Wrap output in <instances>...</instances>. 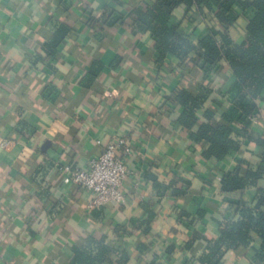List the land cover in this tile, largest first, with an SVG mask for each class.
I'll use <instances>...</instances> for the list:
<instances>
[{
  "label": "crops",
  "instance_id": "crops-1",
  "mask_svg": "<svg viewBox=\"0 0 264 264\" xmlns=\"http://www.w3.org/2000/svg\"><path fill=\"white\" fill-rule=\"evenodd\" d=\"M141 1L0 0V143L11 142L0 148V264H70L72 247L89 237L105 238L129 257L105 264H151L154 255L163 264H200L205 240L219 239L233 209L221 191L223 175L239 161L255 164L257 151L243 146L219 163L203 160V147L177 123L184 108L174 100L178 87L201 82V70L179 66L173 56L160 65L152 37L133 34L128 24L102 33L90 27V17L110 9L126 20ZM184 12L177 10L175 23ZM52 17L73 28L54 58L44 50ZM182 29L195 40L207 33L203 22L192 28L183 21ZM95 63L100 74L86 87ZM227 71L224 90L234 82ZM217 99L223 98L216 92ZM121 136L133 145L126 202L91 208L92 194L55 164L87 168ZM256 195L250 188L243 198L252 203ZM261 245L254 235L250 248L228 252L222 264H257Z\"/></svg>",
  "mask_w": 264,
  "mask_h": 264
},
{
  "label": "trees",
  "instance_id": "trees-1",
  "mask_svg": "<svg viewBox=\"0 0 264 264\" xmlns=\"http://www.w3.org/2000/svg\"><path fill=\"white\" fill-rule=\"evenodd\" d=\"M180 8L185 11L183 21L192 28L198 22L206 24L207 33L203 37L195 40L193 31L182 29L183 21L175 23ZM242 20L244 26L239 23ZM51 22L55 29L44 50L54 58L58 46L73 28L58 17H52ZM89 24L98 33L128 24L133 34L152 37L160 65L173 56L179 66L201 70V82L196 87L181 86L175 90L174 100L184 108L178 125L189 133L191 141L203 147L201 156L205 161L219 163L243 146L256 149L258 160L255 164L239 161L223 175L221 191L233 209L220 223L219 239L205 240V249L196 261L222 264L228 252L250 248L256 235L262 241L256 262L264 264V132L256 129L248 118L259 112V102L264 109V0H142L127 14L126 20L118 10L110 9L101 18L90 17ZM240 29L244 35L239 41ZM95 64V70L83 82L86 87L100 74L102 66ZM223 67L228 68V77L234 78L227 90ZM216 92L222 101L212 100ZM250 188L257 190L252 203L243 198ZM181 216L193 223L186 212ZM203 216L200 211L199 217ZM193 244L194 240L185 249ZM173 248L166 249L168 260ZM71 251L70 264H105L118 254L125 262L129 258L121 247L109 246L105 238L89 237ZM153 258L151 264H163L157 262V255Z\"/></svg>",
  "mask_w": 264,
  "mask_h": 264
},
{
  "label": "built area",
  "instance_id": "built-area-1",
  "mask_svg": "<svg viewBox=\"0 0 264 264\" xmlns=\"http://www.w3.org/2000/svg\"><path fill=\"white\" fill-rule=\"evenodd\" d=\"M259 112L248 118L254 126L263 122L261 106ZM264 128V126H263ZM264 132V129H263ZM11 144L8 140H2L0 148L7 149ZM133 152L130 137L121 136L107 144L100 155L93 159L87 168L81 169L70 165L55 164L57 171L67 175L68 180L92 194L91 208L105 207L109 205L121 206L126 202L123 185L133 172L127 165V160ZM139 182L136 183V187ZM226 207V203H222Z\"/></svg>",
  "mask_w": 264,
  "mask_h": 264
}]
</instances>
